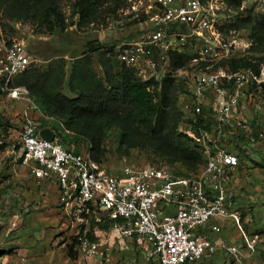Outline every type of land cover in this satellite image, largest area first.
<instances>
[{
	"label": "rangeland",
	"instance_id": "obj_1",
	"mask_svg": "<svg viewBox=\"0 0 264 264\" xmlns=\"http://www.w3.org/2000/svg\"><path fill=\"white\" fill-rule=\"evenodd\" d=\"M58 3L66 27L51 32H42L29 21L4 17L0 10V57L8 42L25 43L33 58L29 67L39 72L52 67L57 75L61 71L57 90L67 97H75L79 85L74 74L79 65L86 64L89 58V67L99 77L104 76V64H109L114 71L119 70L115 50L137 36L144 26V15L139 1L125 0L115 12L99 7L95 18L83 23L75 13L74 0H58ZM222 6L221 18L225 25L217 36L211 40L198 37L184 41L178 37L172 40L167 53H183L187 68L193 64L192 59L197 58L196 68L199 69H249L254 76L246 89L252 139L246 140L232 132L226 145L241 157L242 164L247 162L236 176L238 187L247 189V198H240L238 205L244 231L258 233L263 239L255 257L259 259L264 255V31L261 29L253 36L251 26L264 20V0H240L238 6L234 3ZM247 15L250 20L242 22ZM232 23L235 26L231 27ZM229 43L232 45L228 49ZM162 69L155 72L154 79L158 82L163 78L164 69L165 74L171 70L170 63ZM150 91L154 102L158 103L160 87H150ZM181 91L182 88H177L175 107H179L183 98ZM25 120L60 130L65 144H74L82 153L88 151V140L79 132L80 126L68 127L65 118L48 110L42 99L32 94L26 99L13 98L6 90L0 92V264H158L148 252V243L138 245L111 230L92 228L91 220L100 221L105 217L103 212L78 204L66 206L54 186L32 176L29 167L19 161ZM120 135L117 127L105 129L101 168L106 172H119L125 163L166 165L178 172L189 170L183 164L167 162L149 147H129L127 142L121 141ZM199 169L200 165L194 170ZM225 226L228 238L240 243L241 234L236 226L231 221ZM87 232L99 243L98 251L92 255L83 254L78 246L79 238L87 237ZM193 264L236 263L219 246L210 256Z\"/></svg>",
	"mask_w": 264,
	"mask_h": 264
},
{
	"label": "built area",
	"instance_id": "obj_2",
	"mask_svg": "<svg viewBox=\"0 0 264 264\" xmlns=\"http://www.w3.org/2000/svg\"><path fill=\"white\" fill-rule=\"evenodd\" d=\"M137 1L144 26L136 37L116 48L115 57L146 81L169 65L167 49L172 40H211L225 25L222 5L238 0ZM231 45L225 44L228 49ZM32 62L25 43L14 41L4 47L0 80L11 97L26 99L29 95L25 87L9 83ZM192 62L190 68L185 64L172 72L183 95L179 104L183 119L177 129L204 158L196 173L182 174L169 166L149 163H125L119 172L109 173L91 158L88 142V151L82 153L74 144L63 142L60 130L40 127L30 120H25L20 136L21 164L29 167L34 178L54 186L66 206L95 207L115 220L110 228L114 234L138 245L148 243V252L158 264H193L219 246L236 264H264V255L255 258L262 242L260 235L244 231L242 212L229 188L231 176L242 165L241 157L226 145L233 133L252 139L246 89L254 76L249 69L213 71L196 68L197 58ZM43 128L53 132L51 141L40 136ZM218 219L230 220L236 226L240 243L221 235V226L212 222ZM78 246L83 254L92 255L99 243L80 237Z\"/></svg>",
	"mask_w": 264,
	"mask_h": 264
},
{
	"label": "trees",
	"instance_id": "obj_3",
	"mask_svg": "<svg viewBox=\"0 0 264 264\" xmlns=\"http://www.w3.org/2000/svg\"><path fill=\"white\" fill-rule=\"evenodd\" d=\"M231 3L238 6L240 0ZM124 4L125 0H74L73 7L80 21L87 23L95 18L99 7L115 12ZM0 10L4 17L29 21L42 32L66 27L58 0H0ZM249 20L247 15L242 22ZM230 26L235 25L232 23ZM261 29L264 31V20L251 26V35L255 36ZM168 57L171 70L160 82L154 78L143 81L134 68L123 64L116 71L109 64H104V76L99 77L89 67L90 59L86 58V64L79 65L74 74L79 85L75 97H67L57 90L62 72L54 74L52 67L44 72L29 67L16 75L9 86L25 87L29 94L42 99L48 110L64 117L68 127L79 125V132L88 140L90 156L97 163H101L103 158L105 129L114 126L120 129L121 141L127 142L129 147H149L167 162H177L189 169L179 173L193 174L197 172L195 168L204 165V158L193 147L190 138L177 129L183 112L175 107L178 87L172 72L185 65V56L168 51ZM158 86L160 93L156 103L150 87ZM2 88L3 81L0 80V92ZM114 223L115 220L105 216L98 222L92 219L91 227L110 230ZM86 235L90 240L94 239L90 232Z\"/></svg>",
	"mask_w": 264,
	"mask_h": 264
},
{
	"label": "crops",
	"instance_id": "obj_4",
	"mask_svg": "<svg viewBox=\"0 0 264 264\" xmlns=\"http://www.w3.org/2000/svg\"><path fill=\"white\" fill-rule=\"evenodd\" d=\"M245 163H247L246 161H244V163H243V165L242 166H240V167H243L244 166V164ZM240 167H238V169L236 170V172H234V174L231 176V179H230V183H229V188H230V191L234 194V196H235V202H236V207L237 208H240L239 207V200H241L240 198H242V197H245V198H247V189H246V187H238V179H237V174H238V170H239V168ZM246 190V191H245ZM242 191H244L245 193H243ZM229 221L230 220H228L227 221V219H218V220H213L212 222L213 223H217L218 225H220L221 226V228H222V233H221V235L224 237V238H226L227 240H229L230 242H236V241H234L233 239H230V238H228V235H229V231H224V229H226L227 228V226H225V223H229ZM226 227V228H225ZM262 241H263V239H261ZM238 242H239V240H238Z\"/></svg>",
	"mask_w": 264,
	"mask_h": 264
},
{
	"label": "water",
	"instance_id": "obj_5",
	"mask_svg": "<svg viewBox=\"0 0 264 264\" xmlns=\"http://www.w3.org/2000/svg\"><path fill=\"white\" fill-rule=\"evenodd\" d=\"M40 136L46 140L51 141L53 139V132L47 128H43L39 132Z\"/></svg>",
	"mask_w": 264,
	"mask_h": 264
}]
</instances>
